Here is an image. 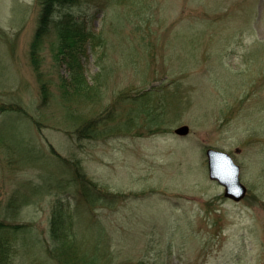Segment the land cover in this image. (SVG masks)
I'll use <instances>...</instances> for the list:
<instances>
[{
  "label": "rangeland",
  "instance_id": "rangeland-1",
  "mask_svg": "<svg viewBox=\"0 0 264 264\" xmlns=\"http://www.w3.org/2000/svg\"><path fill=\"white\" fill-rule=\"evenodd\" d=\"M40 11L0 0V230L24 231L13 264H60L65 248L94 264H264V0H78L34 48ZM71 18L89 39L63 61L56 27ZM208 147L241 165V202L210 180ZM61 201L65 242L51 233Z\"/></svg>",
  "mask_w": 264,
  "mask_h": 264
},
{
  "label": "trees",
  "instance_id": "trees-1",
  "mask_svg": "<svg viewBox=\"0 0 264 264\" xmlns=\"http://www.w3.org/2000/svg\"><path fill=\"white\" fill-rule=\"evenodd\" d=\"M38 2L41 6V11L38 21V27L32 43L34 48L38 44L43 43L45 37L47 36V34H49V20L51 16L53 17L54 11L57 8L63 6L67 7L76 4L78 0H38ZM77 23L78 20L74 18L57 23L56 29L58 30V35L60 38V49L63 55V61H69V59L78 60L80 58V56H78L80 54V51L81 53L83 52L82 45H85V43L89 39V36L85 34L83 35L80 32V29H77ZM70 69L71 70L68 73L71 74L72 80L74 81L76 86L81 89L87 87L88 84L85 81L84 77L79 73L80 70H78V68H74L73 66L70 67ZM42 97L43 101L46 102L48 99V95H46L45 92H42ZM63 206V211L61 210V208H56L53 213L54 216L51 221V233L56 240L65 242L67 240V237L70 238L73 235H71L68 231L70 227V225L66 223V216H68L66 213L68 212H66V206ZM69 222L71 223L70 220ZM20 233H24V231L23 227L18 225L5 226L4 229L0 230V264H13V256L19 245L18 235ZM28 241L30 245H32L30 239H28ZM73 241L75 242V239H70V242L72 244ZM64 250L68 252H64V254H57L56 252L51 253L52 257L56 259L58 263L60 262V264H94L95 262L91 256L87 259L86 253L81 252V255H77V257H75L72 256L75 253V250L71 251L67 250V248H65ZM71 257L73 259H70ZM69 259L71 260V262L69 261Z\"/></svg>",
  "mask_w": 264,
  "mask_h": 264
},
{
  "label": "water",
  "instance_id": "water-1",
  "mask_svg": "<svg viewBox=\"0 0 264 264\" xmlns=\"http://www.w3.org/2000/svg\"><path fill=\"white\" fill-rule=\"evenodd\" d=\"M177 133L187 135L189 128L183 127L177 130ZM208 156L211 177L217 179L226 188L225 196L236 201L243 199L247 193V189L240 183V168L225 154L210 150Z\"/></svg>",
  "mask_w": 264,
  "mask_h": 264
}]
</instances>
